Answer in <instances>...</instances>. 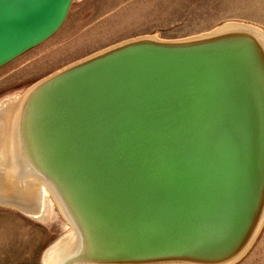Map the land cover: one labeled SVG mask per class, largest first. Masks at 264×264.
I'll use <instances>...</instances> for the list:
<instances>
[{
    "label": "water",
    "instance_id": "water-1",
    "mask_svg": "<svg viewBox=\"0 0 264 264\" xmlns=\"http://www.w3.org/2000/svg\"><path fill=\"white\" fill-rule=\"evenodd\" d=\"M73 1L0 0V67L55 33ZM250 25L125 39L15 98L1 202L29 211L39 183L70 227L41 264L247 252L264 222V38Z\"/></svg>",
    "mask_w": 264,
    "mask_h": 264
},
{
    "label": "rangeland",
    "instance_id": "rangeland-1",
    "mask_svg": "<svg viewBox=\"0 0 264 264\" xmlns=\"http://www.w3.org/2000/svg\"><path fill=\"white\" fill-rule=\"evenodd\" d=\"M227 21L251 24L264 32V0H74L55 33L0 67V103L119 41L142 35L185 38ZM51 201L45 199L39 216L0 202V264H41L43 251L70 231ZM234 264H264V222Z\"/></svg>",
    "mask_w": 264,
    "mask_h": 264
},
{
    "label": "bare ground",
    "instance_id": "bare-ground-1",
    "mask_svg": "<svg viewBox=\"0 0 264 264\" xmlns=\"http://www.w3.org/2000/svg\"><path fill=\"white\" fill-rule=\"evenodd\" d=\"M250 26H252L258 32H260L264 38V32L260 28L254 26V25H250ZM17 96H15L14 98H10L8 100H4L0 103V168H1V164L3 163L4 157H5V155L3 154L4 153L5 133H6L8 123H9L11 112H12L13 107H14L13 105H15L14 100ZM38 184L30 187L31 196L29 195V198L32 200L33 206H31V208L28 209L29 211H25V210L23 211L20 209L19 206L15 205V204H11V203H9V204L13 205L14 207H17L19 210H21L27 214L39 216V214H40V212L44 206L45 199H46V201H48V203H50V204H53V203L51 201L52 198H50V196H49L50 194H48V191L44 187V185H38ZM2 190L3 189L1 187V176H0V202H1ZM32 203H31V205H32Z\"/></svg>",
    "mask_w": 264,
    "mask_h": 264
}]
</instances>
